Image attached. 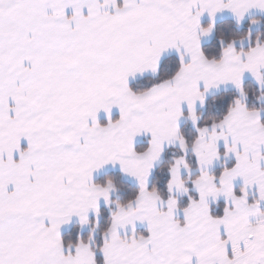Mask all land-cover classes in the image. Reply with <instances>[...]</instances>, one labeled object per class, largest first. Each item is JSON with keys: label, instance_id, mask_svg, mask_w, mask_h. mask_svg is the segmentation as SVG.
<instances>
[{"label": "snow or ice", "instance_id": "obj_1", "mask_svg": "<svg viewBox=\"0 0 264 264\" xmlns=\"http://www.w3.org/2000/svg\"><path fill=\"white\" fill-rule=\"evenodd\" d=\"M0 264H264V0H0Z\"/></svg>", "mask_w": 264, "mask_h": 264}]
</instances>
